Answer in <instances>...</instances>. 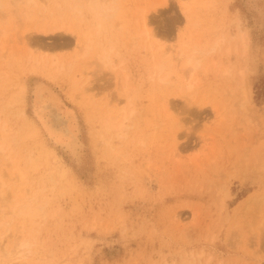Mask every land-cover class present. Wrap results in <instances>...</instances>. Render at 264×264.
Returning a JSON list of instances; mask_svg holds the SVG:
<instances>
[{"label": "rangeland", "instance_id": "rangeland-1", "mask_svg": "<svg viewBox=\"0 0 264 264\" xmlns=\"http://www.w3.org/2000/svg\"><path fill=\"white\" fill-rule=\"evenodd\" d=\"M15 1L0 0V29ZM162 1L116 0L113 15L97 18L86 0H34L29 29L9 26L0 47V126L11 163L2 169L15 183L0 194V260L16 234L29 243V264H264L262 216L245 211L251 193L264 195V179L242 172L244 155L264 146V0ZM181 3L192 10L185 14ZM145 9L151 33L132 44ZM59 17L94 34L87 55L75 58V33L37 36L40 22ZM239 29L250 40L246 114L234 90L244 61L224 51ZM183 42L200 65L179 97ZM97 53L126 70V83ZM159 73L166 83L157 87L150 77ZM38 93L56 99L62 122L39 116ZM167 96L180 123L175 144L159 121ZM115 104L135 110L121 129ZM223 183L230 196L222 209ZM17 185L21 203L7 207Z\"/></svg>", "mask_w": 264, "mask_h": 264}, {"label": "bare ground", "instance_id": "bare-ground-1", "mask_svg": "<svg viewBox=\"0 0 264 264\" xmlns=\"http://www.w3.org/2000/svg\"><path fill=\"white\" fill-rule=\"evenodd\" d=\"M64 1V0H63ZM87 4L91 8V10L95 11V15L97 18H105V17H110L115 13L116 10V0H86ZM58 2V0H57ZM167 3V0H163L162 2L158 3L157 5H164ZM35 4L34 0H16L15 1V6H13V10L10 12V18L12 20L6 21V24H4L1 29H0V47L2 48V40L5 36L8 35L9 31V26H12L10 28H17L19 25L23 26L24 30H28L32 21H33V12L30 10L29 6ZM44 4V3H43ZM34 6V5H32ZM49 5L44 6V10H50L48 7ZM1 7V3H0ZM181 7L184 8L185 14L189 11L192 10V5L189 3H181ZM154 9V12H156L158 9L155 6H152ZM153 12V13H154ZM157 13V12H156ZM139 19H138V24L136 27V34L132 35V44H134L138 39H145L149 38V34L151 33V30L147 29L148 23L151 21L149 20V10H142L139 14ZM9 17V15H8ZM9 20V19H8ZM136 26V25H135ZM8 28V30H7ZM11 30V29H10ZM38 32L39 35L37 36L40 37H55V36H67L68 34H73L75 33L77 41L80 43L81 50L78 53V55L75 56L77 57H83L88 54L89 50L92 48V37L93 33L89 30H81L78 24H74L72 21H67L62 18H58L57 21L52 22L50 20L42 21L38 25ZM97 32V31H96ZM95 33V32H94ZM233 35V34H232ZM228 40V39H227ZM226 40V48H225V53L230 57V54H240V59H242L243 65L240 69H237L235 71V75L238 76V81L237 85L234 87V90L239 96V109L241 110L242 113L246 114L247 112V106L250 104L252 100V86H251V81L249 77V71L251 70L248 65V58H249V48H250V40L248 37V34L246 31L240 30L238 33L234 36H231V40L227 41ZM140 42V41H139ZM234 42V44L232 43ZM220 43H224V38L222 37L219 41L216 42L215 46H219ZM187 45V44H186ZM224 45V44H223ZM214 46V47H215ZM153 47V46H151ZM185 50V42L182 43V46L179 48L178 51V59H182V64H181V70L185 73H187L186 81H185V86L184 87H178L176 88V95L183 96L185 95V91L189 93L191 90L193 84L188 83L189 76L193 73V71L199 67L200 65V60L194 55H187V53L184 52ZM196 51V49H193ZM173 51V50H172ZM220 51V49H219ZM158 52V51H157ZM162 52V51H161ZM158 54V53H157ZM5 58V57H4ZM3 58V59H4ZM1 59V60H3ZM96 62L100 64V66L106 70H109L110 72H116L118 75V80H121L126 83V78H127V72L125 69H121L118 64L114 63L111 59V56L106 55V54H101L97 53L95 56ZM158 61V60H157ZM159 65V63H158ZM157 66V65H156ZM250 69V70H249ZM223 73L229 78L232 74V69L229 67H225L223 69ZM155 76V75H154ZM128 79V78H127ZM152 79H155L157 82V87L159 85H163L166 83V76H160V73L155 76V77H150V81ZM122 84L121 86V93L125 94L127 92V86ZM26 88V87H25ZM25 90H23V94H25ZM195 96V92L189 96V101L192 103L193 99ZM55 99V98H54ZM52 99L51 97H47L42 93H38L37 96V105H35V108L37 112L39 113V116H46L47 115V120L51 125H55L56 123H59L60 117H58V107L55 103V100ZM45 100H48L49 103L44 105ZM161 102V113L159 114V121L162 123V125H168V129L170 132V137L172 140V143L175 144L177 142L176 136H177V130L180 127V123L177 119L174 118L169 112V100L168 96L167 97H162L160 98ZM42 104L44 105L42 108ZM131 103L129 102L128 99V105ZM203 104V102L200 103V105ZM110 111L115 112L118 110L115 114V123H117V128L121 129L125 123L126 120H128L131 116L135 114V110L131 108H125L121 107L119 108L117 104L115 106L111 107ZM249 112V111H248ZM247 112V113H248ZM65 117V116H63ZM251 122L254 123L253 118L247 119L246 123L251 124ZM35 126L39 127L36 122H34ZM165 127V126H164ZM66 128V127H64ZM6 130L5 125L3 124L0 126V194L3 195L4 191L9 188L11 183H15L12 179L9 181L7 180V176L5 174V170L2 169L4 166L11 165L10 162V154L7 151L8 149L5 147V141L3 140L4 135L3 131ZM56 129V128H55ZM63 129V128H62ZM67 129V128H66ZM166 130V129H165ZM68 132V131H67ZM168 135V134H167ZM104 144L107 145L109 148L110 147V140L104 141ZM48 150L55 152L54 148L50 146H45ZM180 147V145H179ZM250 153V149H249ZM196 157V156H195ZM243 162L246 164L245 169L242 172L244 173V176L248 175V172H253L252 174L255 175H260L264 179V146H262L259 150V154L255 155L253 157L252 154L244 155L243 157ZM248 162V163H247ZM12 169V168H11ZM4 170V171H3ZM15 173H17L19 179L21 180L23 178V174L20 173L18 169H15ZM18 171V172H17ZM13 173V172H12ZM18 179V181H19ZM14 194L12 193V196L14 198L13 201L6 200L7 201V207H9L11 204L14 205V207L18 206L21 203V197H20V185H17L14 189ZM219 192L221 193V196H219L221 208H225V199H227L229 195V188L227 184L220 185ZM249 197V198H248ZM247 198L249 199L247 205L245 206V211L250 210L251 213L253 214H258L261 217L260 224L259 225H264V195L260 194H250ZM12 200V197H11ZM5 205V201L2 200V206L0 207V210L3 208ZM250 207H253L250 209ZM8 214V213H7ZM6 215H4V218ZM8 216V215H7ZM255 220L253 221L252 224H254ZM251 223V222H250ZM258 225V226H259ZM261 226H259L260 228ZM22 228V227H20ZM20 234L23 233V228L19 230ZM16 235V234H15ZM13 235V246L12 249H6L3 254L2 258L0 260V264H29V253L31 252V249L29 248V243L27 240L21 238L19 240V236ZM22 260H25L22 262ZM168 264V263H167Z\"/></svg>", "mask_w": 264, "mask_h": 264}]
</instances>
